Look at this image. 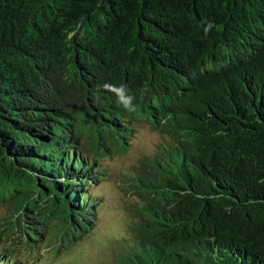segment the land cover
Masks as SVG:
<instances>
[{
  "label": "trees",
  "instance_id": "trees-1",
  "mask_svg": "<svg viewBox=\"0 0 264 264\" xmlns=\"http://www.w3.org/2000/svg\"><path fill=\"white\" fill-rule=\"evenodd\" d=\"M136 124L167 141L121 264H264V0H0V264L94 225Z\"/></svg>",
  "mask_w": 264,
  "mask_h": 264
},
{
  "label": "rangeland",
  "instance_id": "rangeland-1",
  "mask_svg": "<svg viewBox=\"0 0 264 264\" xmlns=\"http://www.w3.org/2000/svg\"><path fill=\"white\" fill-rule=\"evenodd\" d=\"M134 128L135 133L126 140L128 144L123 153L100 159L106 175L88 187L99 199L94 225L84 229L81 237L71 244L65 243L67 238L63 235L62 247L55 237L58 233L48 225L39 231L43 238L37 247L31 249L32 242H21L17 251H11L19 259V264H121V255L128 256V247L135 242L132 240L133 228H136V209L141 203L136 191V176L142 171L141 161L152 156L167 141L147 124H136ZM8 207L0 202V222L7 216Z\"/></svg>",
  "mask_w": 264,
  "mask_h": 264
},
{
  "label": "clouds",
  "instance_id": "clouds-1",
  "mask_svg": "<svg viewBox=\"0 0 264 264\" xmlns=\"http://www.w3.org/2000/svg\"><path fill=\"white\" fill-rule=\"evenodd\" d=\"M117 91H119V89H117Z\"/></svg>",
  "mask_w": 264,
  "mask_h": 264
}]
</instances>
